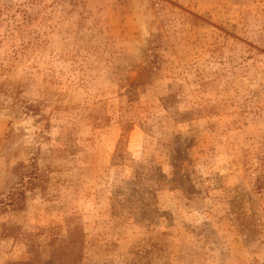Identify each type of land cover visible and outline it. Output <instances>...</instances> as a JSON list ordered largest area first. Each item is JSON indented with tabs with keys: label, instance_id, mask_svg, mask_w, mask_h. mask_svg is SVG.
<instances>
[{
	"label": "rangeland",
	"instance_id": "obj_1",
	"mask_svg": "<svg viewBox=\"0 0 264 264\" xmlns=\"http://www.w3.org/2000/svg\"><path fill=\"white\" fill-rule=\"evenodd\" d=\"M56 256L264 264V0H0V264Z\"/></svg>",
	"mask_w": 264,
	"mask_h": 264
},
{
	"label": "trees",
	"instance_id": "obj_2",
	"mask_svg": "<svg viewBox=\"0 0 264 264\" xmlns=\"http://www.w3.org/2000/svg\"><path fill=\"white\" fill-rule=\"evenodd\" d=\"M73 243V242H72ZM66 249V251L64 250ZM74 249V245L72 244H68V245H65L63 247V250L60 252V254H63V253H68L70 254L71 251ZM55 261L58 263V264H75L78 262V257L76 256L75 258L72 259V257H69V258H65V259H59L58 256L55 257ZM15 264H34L33 261H27V262H21V263H15Z\"/></svg>",
	"mask_w": 264,
	"mask_h": 264
}]
</instances>
